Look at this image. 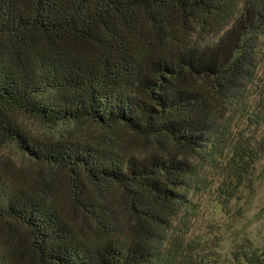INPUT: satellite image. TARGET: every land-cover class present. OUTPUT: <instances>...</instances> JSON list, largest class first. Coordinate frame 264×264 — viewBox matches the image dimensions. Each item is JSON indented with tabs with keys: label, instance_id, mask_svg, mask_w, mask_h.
Here are the masks:
<instances>
[{
	"label": "trees",
	"instance_id": "16d2710c",
	"mask_svg": "<svg viewBox=\"0 0 264 264\" xmlns=\"http://www.w3.org/2000/svg\"><path fill=\"white\" fill-rule=\"evenodd\" d=\"M263 61L264 0H0V149L29 162L0 155V264H190L167 232L204 167L264 159L236 127Z\"/></svg>",
	"mask_w": 264,
	"mask_h": 264
},
{
	"label": "rangeland",
	"instance_id": "374dc122",
	"mask_svg": "<svg viewBox=\"0 0 264 264\" xmlns=\"http://www.w3.org/2000/svg\"><path fill=\"white\" fill-rule=\"evenodd\" d=\"M256 85L253 98L258 100L264 95V61ZM21 120L36 134H53V129L33 118L22 116ZM250 125L244 116L237 117L239 131L250 128L258 140L264 141V124ZM63 128L59 126L55 130ZM0 155L18 164L29 163L13 145L1 148ZM219 166L208 163L204 167L206 181L201 189L190 192L187 203L172 219L167 232L169 246L193 255L190 264H248L241 256L244 249L264 251V159L241 183Z\"/></svg>",
	"mask_w": 264,
	"mask_h": 264
}]
</instances>
